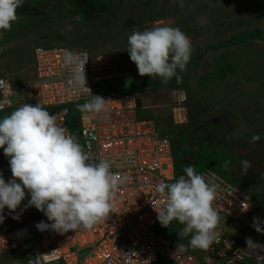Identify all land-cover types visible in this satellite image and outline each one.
<instances>
[{"label":"built area","instance_id":"1","mask_svg":"<svg viewBox=\"0 0 264 264\" xmlns=\"http://www.w3.org/2000/svg\"><path fill=\"white\" fill-rule=\"evenodd\" d=\"M32 51L31 81L26 88H14L9 79L0 76V118L19 107L17 98L27 97L28 91L34 105L40 103L56 117L57 124L77 136L90 163L111 161V170L123 182L114 190L107 219L91 229L58 236L50 230H38L36 226L42 221L47 224L46 219L28 216L23 210L30 199L26 192L15 211L21 224L0 233V257H6L8 264H30L38 255H49L41 258L42 264H264V249L247 248L245 244L251 238L264 245V234L252 227L253 218L264 223V211L244 190L210 169L199 174L219 185L213 201L220 216L217 238L206 250L177 249L180 242L165 235L155 212L165 198L154 186L174 177L169 135L153 121L139 118L132 94L103 97L107 100L105 110L98 116L78 109L72 113L71 108L85 103L90 93L69 84L70 72L63 56L71 51L87 61L85 86L94 96L96 79L88 53L39 45ZM0 175L6 182L11 179L2 148Z\"/></svg>","mask_w":264,"mask_h":264},{"label":"rangeland","instance_id":"2","mask_svg":"<svg viewBox=\"0 0 264 264\" xmlns=\"http://www.w3.org/2000/svg\"><path fill=\"white\" fill-rule=\"evenodd\" d=\"M54 1L46 7H35L37 13L33 16L16 14L11 30L0 31V76L9 79L12 87L24 89L30 83L35 46H64L72 51H86L96 81L119 77L116 86L121 89L134 83L154 87L163 84V90L138 95L140 114L161 131L179 125L189 134L212 125L213 133L203 142H208L212 136L225 143L226 149L230 148L228 145L241 142L234 151H242L243 160L250 161L251 165L257 163V167L258 162H264V0H183V7L180 0H115L106 14L89 22L70 18ZM227 24L235 27L225 29ZM156 26L178 27L192 44L191 58L185 69L177 70L181 85L173 90H170L171 79L164 82L158 77L153 80L141 77L126 51L133 28L142 31ZM237 31L243 34L235 37L236 44L217 46ZM252 31L257 38L247 40V34ZM220 54H225L235 65V72L209 83L201 91L194 84L196 77L210 72L213 59ZM26 95L17 100L21 105H34L28 91ZM253 135L260 136L255 144L250 142ZM189 144L196 148V144ZM208 152L209 165H197L194 167L197 173L204 169L217 170V155ZM223 166L231 170L225 162ZM241 169L239 163L236 172L242 183L260 182L258 176L246 175L250 169L246 173ZM247 192L264 211V184L249 186ZM25 211L28 216L44 215L34 207ZM0 215L4 216L0 233L21 224L12 218L17 216L16 212L7 208ZM176 226L177 221L173 220L167 228L162 226V231L168 236ZM51 234L61 235L54 231ZM0 264H8L6 257H0Z\"/></svg>","mask_w":264,"mask_h":264},{"label":"clouds","instance_id":"3","mask_svg":"<svg viewBox=\"0 0 264 264\" xmlns=\"http://www.w3.org/2000/svg\"><path fill=\"white\" fill-rule=\"evenodd\" d=\"M23 2L0 0V31L11 30ZM180 6L183 7V0ZM127 44L126 51L138 74L158 77L164 82L173 77L178 80L177 70L185 69L192 54L190 39L178 27L156 26L142 31L133 28ZM86 62L71 51L63 56L70 72L69 84L90 93V99L78 105V110L98 116L104 112L107 100L93 96L85 86ZM259 140V135L250 138L253 144ZM0 148L8 158L11 171L7 182L0 175V213L5 208L15 212L27 192L30 199L23 210L34 207L50 222L42 221L36 226L38 230L60 234L88 230L108 218L112 195L123 180L111 170V161L101 159L90 163L77 136L57 124L56 117L40 103H24L0 118ZM240 163L242 172L252 167L248 160ZM183 173L174 182L162 181L154 186L156 193L165 198L163 206L155 210L157 220L165 228L173 220L183 225L177 236L180 241L188 238V243H178L177 249L206 250L218 235L215 229L220 216L213 201L219 185L208 182L194 167H185ZM3 222L4 216L0 215V223ZM252 227L264 234V223L257 218H253ZM245 244L247 248L264 249V245L251 238ZM44 256L49 255L35 256L30 264H42Z\"/></svg>","mask_w":264,"mask_h":264},{"label":"trees","instance_id":"4","mask_svg":"<svg viewBox=\"0 0 264 264\" xmlns=\"http://www.w3.org/2000/svg\"><path fill=\"white\" fill-rule=\"evenodd\" d=\"M51 0H24L23 5L17 9L16 14H20L21 16L27 17V16H33L37 12L35 11V7H42L45 5V7L50 3ZM59 9L62 11H65L66 15L70 18L78 17L81 21H95L98 19L101 15L106 14L110 8L112 7L115 0H55ZM54 1V2H55ZM240 24H243L240 22ZM235 25L227 24L225 29L231 30ZM243 34V31H237L231 37H229L226 40H223L217 44L219 45H233L238 42L237 39H235L236 36ZM59 38V36H57ZM257 36L255 34V31H252L250 34H247V40H253L256 39ZM235 42H234V41ZM233 41V42H232ZM216 46V47H217ZM235 65L230 62L225 54H220L216 56L213 59V68L210 72L203 73L196 77L194 84L199 88L201 91L205 90L209 83L214 82L216 80H222L227 75H232L235 72ZM122 79V78H121ZM120 78H112V79H104L100 81H96L93 85L94 88V96L99 97H107V96H114V95H120V94H132L136 96V105L139 107L140 101L138 96L140 93H147V92H153L157 90H163L164 86L162 83L158 84V86L154 87L148 85H141V84H130L131 87L127 88H119L117 87V83H119ZM151 80H153V77H151ZM146 82H149L148 79L145 80ZM171 81L173 82L171 87L173 89H176L180 87L181 85V78L179 76V79L177 80L175 77L171 78ZM84 103H80L79 105H82ZM78 106V105H77ZM76 107L71 108V112L73 113L74 110L78 109ZM138 116L139 118H143L140 114V109L138 108ZM74 118L73 115H71V121ZM171 124V123H170ZM75 127V126H74ZM215 127L212 125H206L205 127L199 128L198 130L191 131L189 134L186 130L180 129L179 125H174L171 128L165 129L163 132L169 135L170 138V144H171V153L173 158V169H174V177L171 182H174V179L178 178L179 176L183 175V169L185 167H197V165H209V158L207 156L208 150L211 152H214L213 154H216V168L217 170H212L218 175H220L222 178H224L227 182L230 181V178L233 180L230 181L232 185L236 186L237 188L244 190L245 193L254 201L253 196L248 194V188L249 186H254L258 183L264 184V162H258L252 165V170L248 171L246 175L249 176H258L260 178V182L258 181H252L253 184L246 185L245 182L237 175V168L239 163L243 160L241 152L238 151L235 152L234 148L236 146H240L241 142H237L236 145H228L230 146L229 149H226V145L223 142H220L219 140L216 141L214 137H210L208 142H203V140L208 137L209 133H213ZM201 133V134H199ZM171 135V136H170ZM189 142L196 144V148H192L189 144ZM239 143V144H238ZM211 149H210V146ZM218 151V152H217ZM239 154V155H238ZM243 154V153H242ZM264 160V159H263ZM226 163L228 166H230L231 170L227 171L223 163ZM259 164H262V166L259 167ZM256 166V168H255ZM202 172V171H201ZM200 173V172H199ZM235 182V183H234ZM247 190V191H246ZM258 207L259 204L257 203ZM262 209V208H261ZM263 210V209H262ZM174 222H176L174 220ZM183 225H181L177 221V226L175 229L170 231L168 233V237L176 240L177 242L183 243L187 245L188 238H184L183 240H179L177 233L182 229ZM167 236V235H166ZM192 249V248H191Z\"/></svg>","mask_w":264,"mask_h":264},{"label":"crops","instance_id":"5","mask_svg":"<svg viewBox=\"0 0 264 264\" xmlns=\"http://www.w3.org/2000/svg\"><path fill=\"white\" fill-rule=\"evenodd\" d=\"M262 183V182H261ZM44 218H46L44 215H43Z\"/></svg>","mask_w":264,"mask_h":264}]
</instances>
